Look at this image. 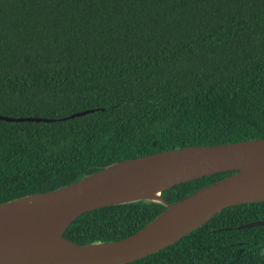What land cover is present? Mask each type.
Here are the masks:
<instances>
[{
    "label": "trees",
    "instance_id": "16d2710c",
    "mask_svg": "<svg viewBox=\"0 0 264 264\" xmlns=\"http://www.w3.org/2000/svg\"><path fill=\"white\" fill-rule=\"evenodd\" d=\"M0 116L57 120L0 121V204L121 161L264 139V0H0ZM234 173L161 196L174 204ZM165 210L98 209L64 238L119 241ZM261 220L264 203L227 208L131 264H264V226L235 229Z\"/></svg>",
    "mask_w": 264,
    "mask_h": 264
},
{
    "label": "water",
    "instance_id": "95a60500",
    "mask_svg": "<svg viewBox=\"0 0 264 264\" xmlns=\"http://www.w3.org/2000/svg\"><path fill=\"white\" fill-rule=\"evenodd\" d=\"M0 121L57 120L0 116ZM227 172L235 173L174 204L161 196L174 186ZM154 188L161 191L149 198ZM143 200L160 202L166 210L125 239L79 245L64 238L85 213ZM256 203H264V139L191 146L121 161L64 188L0 204V264H131L174 245L227 208ZM260 226L264 220L235 229Z\"/></svg>",
    "mask_w": 264,
    "mask_h": 264
},
{
    "label": "bare ground",
    "instance_id": "6f19581e",
    "mask_svg": "<svg viewBox=\"0 0 264 264\" xmlns=\"http://www.w3.org/2000/svg\"><path fill=\"white\" fill-rule=\"evenodd\" d=\"M161 191V188H154V189H151L149 192H148V197L149 198H154V197H158V193ZM29 203V202H28ZM30 205H33V203H30Z\"/></svg>",
    "mask_w": 264,
    "mask_h": 264
}]
</instances>
